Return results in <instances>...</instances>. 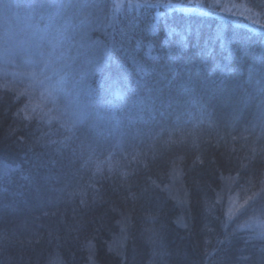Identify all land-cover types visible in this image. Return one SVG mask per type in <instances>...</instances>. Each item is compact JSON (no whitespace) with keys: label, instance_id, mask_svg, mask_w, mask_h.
<instances>
[{"label":"trees","instance_id":"1","mask_svg":"<svg viewBox=\"0 0 264 264\" xmlns=\"http://www.w3.org/2000/svg\"><path fill=\"white\" fill-rule=\"evenodd\" d=\"M204 2L0 0V264H264V0Z\"/></svg>","mask_w":264,"mask_h":264},{"label":"snow or ice","instance_id":"2","mask_svg":"<svg viewBox=\"0 0 264 264\" xmlns=\"http://www.w3.org/2000/svg\"><path fill=\"white\" fill-rule=\"evenodd\" d=\"M148 7H158L159 5H152V4H147ZM165 7H168V8H172V7H181V8H185L184 5H173L171 3H168V4H165L164 5ZM208 8V9H211V8H222L223 7V4H205L204 0H195V3L193 4V9H204V8ZM185 10H187L185 8ZM202 14H207V13H202ZM83 55L85 56V63H87V57L89 56V52L87 50H85V52L83 53ZM227 71V63L224 64L222 66V74L226 73ZM256 69H255V66H253L252 68L249 69V72H250V80L252 78V73L255 72ZM81 79H83V76H81ZM79 83V81L77 82ZM256 84H257V87H258V91L262 94H264V77H261V79L257 80L256 81ZM118 88V85L116 86ZM120 92L119 90L116 91L115 93V96L116 98H119L120 96ZM137 104H140V105H143L144 101L142 99H139L137 100L136 102ZM108 104L111 105L112 104V101H108ZM111 110V109H110Z\"/></svg>","mask_w":264,"mask_h":264},{"label":"rangeland","instance_id":"3","mask_svg":"<svg viewBox=\"0 0 264 264\" xmlns=\"http://www.w3.org/2000/svg\"><path fill=\"white\" fill-rule=\"evenodd\" d=\"M117 1L120 4H123L126 1L134 2V3H146V2H155L156 0H117ZM185 8L188 9V10L193 9V7H190V8L185 7ZM224 10L227 11V12L234 11L235 14H240V15H245L246 14V11L244 9H240L239 10V7H237L236 5L227 6V7H225ZM249 17H252V14H250ZM262 227H264V226L262 225Z\"/></svg>","mask_w":264,"mask_h":264}]
</instances>
